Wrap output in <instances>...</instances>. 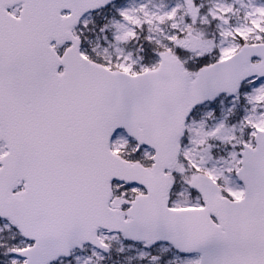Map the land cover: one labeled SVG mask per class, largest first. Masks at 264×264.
Listing matches in <instances>:
<instances>
[{"label":"snow or ice","instance_id":"1","mask_svg":"<svg viewBox=\"0 0 264 264\" xmlns=\"http://www.w3.org/2000/svg\"><path fill=\"white\" fill-rule=\"evenodd\" d=\"M0 264H264V0H0Z\"/></svg>","mask_w":264,"mask_h":264}]
</instances>
